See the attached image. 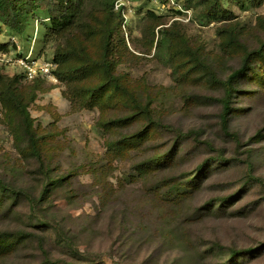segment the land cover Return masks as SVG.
Wrapping results in <instances>:
<instances>
[{
  "label": "rangeland",
  "instance_id": "obj_1",
  "mask_svg": "<svg viewBox=\"0 0 264 264\" xmlns=\"http://www.w3.org/2000/svg\"><path fill=\"white\" fill-rule=\"evenodd\" d=\"M112 1L84 0L76 23L59 34L48 33L40 10L21 33L0 23V42H10L0 74L16 77L13 89L25 100L35 89L27 109L38 147L30 150L18 113L0 101V231L25 234L0 251V264H264V59L238 77L225 115L223 87L193 57L225 80L241 66V44L264 42V0H221L233 14L223 20L202 15L209 0H178L188 13L124 0L110 60L148 107L139 117L121 91L95 90L88 101L101 68L55 73L82 63L71 55L58 65L54 55L64 50L100 59L103 36L93 26L109 14L113 24ZM28 55L52 63L57 80L28 78L16 61ZM118 116L131 120L114 123ZM144 129L147 139L131 136ZM161 153L163 167L138 174ZM190 175L197 183L166 201V180Z\"/></svg>",
  "mask_w": 264,
  "mask_h": 264
},
{
  "label": "trees",
  "instance_id": "obj_2",
  "mask_svg": "<svg viewBox=\"0 0 264 264\" xmlns=\"http://www.w3.org/2000/svg\"><path fill=\"white\" fill-rule=\"evenodd\" d=\"M176 1L178 2V0ZM233 1L241 5L243 4L242 0ZM250 1L257 2L258 0ZM113 2L114 1H112L111 3V14L114 16V11L119 14L115 16L113 24H111V17L109 14L108 20L106 19V21L103 22L101 26H93V31L101 33L103 36L100 59L97 60L91 58L81 50H64L54 55V61L58 65H61L71 55H76L77 57H79L82 60V63L78 67H72L63 70L61 68H58L55 70V73L56 75L58 74L59 77H62L61 73H64L65 77H74L78 74L81 75L84 69L99 67L103 72V81L99 86L95 87V89L90 90L88 101H91L93 95L95 94V90L108 89V91L112 92L121 91L127 97L126 104H128L130 109L132 110V117L147 115L148 107L141 106V103L138 101L137 97L133 93L128 92L126 87L121 82L119 76H116L113 73L112 62L110 60L111 38L116 25H118V23H120V21L122 20V17L119 13L120 10H116L114 8ZM83 4L84 0H0V23L9 28L12 32L21 33L24 30L29 15L34 11L40 10L44 11L46 17L48 18V33L51 35L59 34L60 32H63L72 27L73 24L76 23ZM175 11L176 13L180 12V10ZM202 15L213 20L230 19L233 17L232 12L223 6L221 0H209L207 6L202 9ZM230 41L235 42L234 37H231ZM9 47L10 42H0V51L6 52L9 50ZM240 47L243 51L241 66L238 69L234 70L225 80L217 79L212 68L202 59L193 54L195 63L203 69L206 77L212 82L219 83L223 87L225 95L222 99V102L225 109V115L229 111V99L235 89V83L238 77L246 75L248 71L250 72L253 70L252 64L256 57H262L264 59V42L260 47L253 50H248L242 44ZM15 79V76L0 74V81L4 83L5 87L3 90H0V101L6 107L11 106L12 109L16 113H18L20 117L19 129H21L19 131H21L22 134L28 137L30 142V150L35 153L38 147L36 144L35 133L33 131V121L27 109L28 103L35 97V89H32L31 96L25 100L20 93L16 92L13 89V82L15 81ZM129 120H131V118H127L126 116H118L113 121L114 123H120ZM147 133L148 130L144 129L140 133H135L131 136L134 139L143 140L147 139ZM165 155L166 153H161L156 156H151L149 159V162L151 164L149 162L140 164L137 168L138 174L142 176L149 173L150 171L155 170L156 168L154 167L156 166L163 167L167 162ZM186 177L187 179H185L184 181H181L180 178H171L166 180V182L164 183V186L166 185V187H168V194H166V192L164 193L166 201H172L174 199L179 200L183 192L185 191V187L183 190L184 183V186L190 187L197 183L195 180L196 177L194 175ZM61 180L62 178L52 180L51 184L49 183V186L46 188L45 192L48 191L49 188L55 187ZM0 188H4L2 182H0ZM17 199L18 196L14 198V202ZM218 200L219 199H217L216 201ZM24 238L25 234L23 235L22 232L18 234L8 231H0V251L9 250L7 249L9 245L17 243Z\"/></svg>",
  "mask_w": 264,
  "mask_h": 264
},
{
  "label": "built area",
  "instance_id": "obj_3",
  "mask_svg": "<svg viewBox=\"0 0 264 264\" xmlns=\"http://www.w3.org/2000/svg\"><path fill=\"white\" fill-rule=\"evenodd\" d=\"M158 1L159 2L162 1L161 4L163 6L164 4H167L168 6L172 7L175 10H180L185 13L189 12L187 8L183 9V7L176 0H158ZM113 4L116 10H120L123 12L122 7L125 4L124 0H114ZM16 61L17 63H19L21 66L24 67L25 75L30 79L36 77L39 74L42 77H46L51 80H57L55 75L53 74V64L52 63L45 62V63L38 64L34 60H30L29 55L20 57Z\"/></svg>",
  "mask_w": 264,
  "mask_h": 264
}]
</instances>
